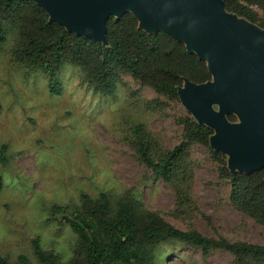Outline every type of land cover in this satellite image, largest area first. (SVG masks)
<instances>
[{
	"label": "rangeland",
	"instance_id": "1",
	"mask_svg": "<svg viewBox=\"0 0 264 264\" xmlns=\"http://www.w3.org/2000/svg\"><path fill=\"white\" fill-rule=\"evenodd\" d=\"M250 9L257 17L253 25L259 28L264 11ZM10 45L8 36L0 48V147H5L6 161L5 167L0 165V257L12 264L23 255L28 264H39L30 250L31 240L37 238L44 250L67 263L77 250L75 235L62 215L51 219V210L58 207L68 217L80 195L95 198L100 192L139 200L180 231L264 246V227L229 202L230 186L220 172L228 168L230 153L184 140L177 120L196 121L179 97L160 96L124 74L115 80L112 95H101L70 63L56 75L60 94H50L43 74L12 60ZM208 108L219 113L218 103ZM229 114L240 124L238 112ZM134 124L144 126L157 155L186 144L191 175L184 187L191 207L177 211L174 184L155 179L137 161L130 138ZM154 260L233 264L225 251L204 256L199 248L175 241L158 244Z\"/></svg>",
	"mask_w": 264,
	"mask_h": 264
},
{
	"label": "trees",
	"instance_id": "2",
	"mask_svg": "<svg viewBox=\"0 0 264 264\" xmlns=\"http://www.w3.org/2000/svg\"><path fill=\"white\" fill-rule=\"evenodd\" d=\"M220 1L226 13L251 25L257 17L250 8L264 11V0ZM258 29L264 31V23ZM8 36L12 60L43 74L48 92L54 95L60 94L56 75L65 63L78 67L87 86L106 96L112 95L115 80L121 74L170 99L178 97L177 89L185 82L199 85L211 79L206 63L187 52L183 44L161 30L145 31L128 12L118 19L108 17L101 42L76 35L50 21L48 14L32 0H0V48ZM224 117L231 124L236 122L232 114ZM176 123L182 125L187 143L210 145L213 131L206 124L192 120ZM130 138L137 161L155 179L174 184L176 210L191 207L184 187L191 175L186 144L181 142L157 155L142 124L131 127ZM4 152L5 147L1 146L2 167L6 165ZM220 177L228 180L232 207L264 227V166L249 173L223 167ZM50 215L51 219L62 215L75 235L77 250L67 263H60L53 252L44 250L34 238L30 250L39 264H155L157 245L172 241L199 248L204 256L217 249L225 251L232 256L233 264H264V246L180 231L155 211L143 207L139 200L127 196L100 192L91 198L82 194L79 205L68 217L58 207L52 208ZM0 264L11 263L0 257ZM12 264H28V260L20 255Z\"/></svg>",
	"mask_w": 264,
	"mask_h": 264
},
{
	"label": "water",
	"instance_id": "3",
	"mask_svg": "<svg viewBox=\"0 0 264 264\" xmlns=\"http://www.w3.org/2000/svg\"><path fill=\"white\" fill-rule=\"evenodd\" d=\"M49 20L104 42L105 21L128 12L140 28L161 30L207 65L212 80L185 82L177 94L197 123L215 135L210 147L230 153L228 168L264 166V31L226 13L220 0H32ZM219 104V113L208 108ZM238 112L240 124L222 114Z\"/></svg>",
	"mask_w": 264,
	"mask_h": 264
}]
</instances>
